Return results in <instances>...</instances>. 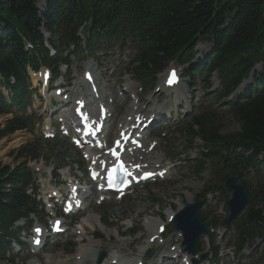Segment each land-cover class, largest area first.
I'll list each match as a JSON object with an SVG mask.
<instances>
[{
	"label": "trees",
	"instance_id": "obj_1",
	"mask_svg": "<svg viewBox=\"0 0 264 264\" xmlns=\"http://www.w3.org/2000/svg\"><path fill=\"white\" fill-rule=\"evenodd\" d=\"M37 1L0 0V88L11 91L14 106L22 107L29 96L26 68L44 64L55 73L57 65L67 61L61 57L63 51L70 44L79 49L76 33L85 21L91 22L87 39L90 49L94 38L118 40L123 47L131 42L137 54V75L144 84L151 85L171 62L187 57L199 41L215 44L207 72L218 70L221 97L264 62V0H47L48 10L42 17L35 8ZM43 24L52 33L51 44L58 52L55 58H50L43 47ZM28 43L33 50L26 49ZM256 83L261 88L254 97L229 108V115L240 126L235 136L223 138L224 124L213 114L189 122L191 137L203 139L212 147L213 156L218 154L220 143H232L246 152L254 150V157L264 151V73ZM3 100L0 96V115L11 107ZM24 127L23 119L9 121L4 131L0 128V141ZM33 147H21L14 158L24 163L38 160L40 156ZM251 161L252 157L245 163L251 166ZM28 180L24 168L11 170L0 165V231L7 230L27 204L33 208L24 194ZM242 185L249 194L250 206L244 215L246 231L239 239L240 247L247 234L261 231L256 228H260L264 214V186L253 191ZM2 249L0 241V252Z\"/></svg>",
	"mask_w": 264,
	"mask_h": 264
},
{
	"label": "rangeland",
	"instance_id": "obj_2",
	"mask_svg": "<svg viewBox=\"0 0 264 264\" xmlns=\"http://www.w3.org/2000/svg\"><path fill=\"white\" fill-rule=\"evenodd\" d=\"M38 6L39 7L37 8L39 9L40 13H43L45 11V7L43 6V3L40 2ZM206 47H207L206 49L208 50L198 48L197 53L201 52L200 54H202V52H209L210 51L209 46ZM118 50L108 52L107 53L108 57H106L104 54H101L102 52L100 53L98 52L96 56L89 57V58H94L100 56L99 57L100 60L106 59L101 63L103 69L107 70V79L108 81H110V85H114V87L111 89L114 94H117V90L120 89V86L123 83L122 79L125 83L127 79L131 78L132 81L139 86L138 87L137 85H134L132 83V85L135 86L134 92L136 90H137L136 92H141V94L136 93V98H134L133 104L135 108H138V106L141 108H146L145 109L146 112L149 105L148 103L150 102L152 104H156L158 101L160 103L162 102L167 104L168 101H171V99L166 101L167 95H170L169 92H167L166 94H162L158 92L159 89L163 90L162 88L163 77L167 73L170 67L166 70L164 75L160 76L161 78L159 77L160 79L154 92H150L149 91L150 88L145 89L144 87H141L138 84V82H136V79L135 77H133L132 74H127V72L132 73L133 71V67L131 65L132 63L131 61L134 59L133 55H131L130 53H126L125 51L120 52V50L119 51ZM197 56L201 57V55L199 54ZM86 61L87 58H84L82 56H78L72 59V63H74V65L72 66V73L73 75H75V80L76 78L77 80H79L82 77V71L85 66H86L85 69L90 65L96 67V64L93 60L91 61V64L86 63ZM172 65H175L176 67L179 66L176 64H172ZM106 67H108V69ZM262 67L264 66H261V68H259V70L256 72L259 73L263 72L264 68ZM103 73L104 72L102 70L96 71V75L99 80H103ZM37 80H39L38 75H32L31 81L34 87H35L34 82ZM127 82L130 83L129 80ZM195 82L196 85L193 88L194 94L196 95L195 103H194L195 105L191 109L188 106L190 116L197 115L211 107H214L217 104L214 97V91L211 90L207 91L206 89L209 82L213 83V80L211 81H209V79L206 80V75H200L199 77H196ZM131 91L129 92V95L133 96ZM40 93L42 94V92ZM132 101L133 99L131 98L129 99L128 96H126V102L123 105L122 103H117L119 109L118 116L124 114V109H127L129 106H131ZM36 102H37L36 95H34L31 99L30 102L31 105L29 106L28 112L26 114L31 115L32 113H34L37 118L41 114L37 106L38 103ZM153 106L154 105H151L149 109L152 108ZM143 110L139 109V112H143ZM183 110L184 109L181 108V112H183ZM16 113H18L19 115L23 114L22 111H17ZM189 115L184 119L185 122L186 119L189 117ZM10 117L11 115L0 117V128L2 131L5 130L7 126V122L10 120L9 119ZM219 119L220 122L224 124V129L222 131L221 136L223 137L234 136L240 132V126L231 117L223 116L220 117ZM178 122L179 121L176 120L174 123L168 125L169 129L174 130V133L168 134L167 139L169 140L167 141V143L164 142V140L161 137L162 132L157 131L152 136V138H156V141L158 142V145L155 148L154 153L163 155V159L161 158V162L163 160L164 161L163 165L165 167L172 168V170L169 171L170 175L172 176L168 177L167 175L168 178H166L164 181L161 182L162 185L161 188H159V186L151 185V189H148L151 191L150 193H148V190L145 192L141 188L137 189L136 192L133 194V196L127 198L120 205L111 203L104 205L102 208L93 206L94 211L98 215V216L97 215H93V216L97 217L98 221H101L100 217H103V219L104 218L107 219L108 222V225L105 226L99 224L98 234L102 236V240H94L88 245H75L77 247L75 248V246L71 245V243L72 242L75 243V241H73L71 237H65L63 239V242H65L67 245L70 246L69 250H65L66 252L72 251V253L75 254L80 247L87 246L86 248H90L91 246L93 247L96 246L95 248L97 250H100L99 252H107L108 255H110L112 252H118L120 250L121 251L120 253L125 254L123 256V260L125 263L129 260L131 261L133 259L134 261L139 257H143L144 254L140 251L143 243L145 242L147 237H148V241L151 236H153V238L155 237L153 231H148L146 227L147 225L146 223L150 222V220L158 221L160 218L163 221L165 220L164 223L161 222L163 226V224H165L168 221L167 217H168V212L170 210H174V212L178 211V209L181 210L180 209L181 203L183 204V206H185L186 204H190L189 206H191L192 205L191 202L193 203L194 201H196L198 197L204 195L203 193L206 191L208 187L213 186V182L215 180L214 173L216 171L221 170L224 173L229 174V172L223 168L219 160H214V161H209V163L205 167V171L203 174L198 175L196 178H193L192 162L187 161L186 159V157L189 154V152L186 151L190 146L189 139L185 135L182 136L178 133V128H179ZM40 132H37V135H35L34 133L30 140H29L30 136L26 133H23L28 136L29 141L27 140L26 141L27 143L25 142V144H23L22 146H25L28 144V142L33 141L35 144L33 148H35L38 151V154L41 157L37 163L27 162L28 168L41 166L43 164L49 168H53V167L66 168L67 166L77 167V164L79 162L78 155L75 153V151L71 149L69 154L65 151L66 149H69V145L62 143L61 141L44 142ZM17 134H22V133L18 131L2 139L0 142L11 141L13 137ZM163 135H166V133H164ZM37 139H41V141L36 143L38 141ZM198 145L200 146V144ZM22 146L10 151L8 156L5 157V159L0 158L1 167L8 169L10 168L11 170H16L17 168L23 169L24 160H16L14 158L15 151L20 149ZM177 156H181L180 162L175 164L168 162V159L173 160V158ZM194 158H196V156H194ZM188 160H192V159L190 158ZM174 166L177 167L173 168ZM33 174H34V180L37 182V184L40 186V189L42 190V187L44 186V182L39 181L38 179L41 177V174H36V173ZM218 179L220 178L219 177L216 178V181ZM217 186H220V183H217ZM189 192L195 194V199L193 201H189V197L187 195ZM210 195H211V199L210 200L207 199L206 208L202 212L205 221L208 224H212L216 221V219H218V218L215 219V215L224 214L223 211L221 210V207L225 202V200L227 199L225 194H223L221 191L211 192ZM85 216L86 214L83 215L81 218ZM219 219L223 221L224 217H221ZM98 221H96L95 223L98 224ZM166 225H168V223ZM104 230L108 232H115L114 234H112L111 240L107 239L108 232L106 233ZM71 235L72 233L69 234V236ZM204 240H206L205 237L201 238L200 241H204ZM201 243L203 244V242ZM217 245H220V247L223 246L225 247L226 250L225 253L228 254L226 259L228 261H232L233 252L237 250L234 247L235 246L234 234L231 233L230 237H228L226 240L223 239L222 241H220L218 238L215 242V246ZM207 246H209V244L206 245V248ZM82 249L84 248H81L80 250ZM158 250H160V253H158L157 255L160 256L163 253V249L158 248ZM59 252H60V247H58L57 249L50 250V253L53 254L54 256L59 255ZM250 253L251 252H247L245 254V257H247V255H249ZM257 254L259 255V257H261V249L260 252L259 251L257 252ZM221 256L222 254H220V257ZM70 258L71 256L64 255L62 253V257L56 259L55 261L66 262ZM27 259L28 256L17 257L14 264H26ZM37 260H40L41 263H46L45 255H41L40 257H38ZM245 263L253 264L249 262L248 263L245 262ZM64 264H68V263H64ZM233 264H238L237 259Z\"/></svg>",
	"mask_w": 264,
	"mask_h": 264
},
{
	"label": "bare ground",
	"instance_id": "obj_3",
	"mask_svg": "<svg viewBox=\"0 0 264 264\" xmlns=\"http://www.w3.org/2000/svg\"><path fill=\"white\" fill-rule=\"evenodd\" d=\"M35 84L37 83V81H35L34 82ZM80 85H83L82 84V82H80L79 83ZM130 89L132 90V91H134L135 90V86L134 85H131L130 86ZM79 94L80 95H83V96H86V92H79ZM107 98H108V96H106ZM52 97H47V103H46V106L47 107H50V99H51ZM109 99H112V100H114L115 101V98L112 96H110L109 97ZM149 106H151V104H149L148 105V107ZM158 108V107H157ZM139 109H144L143 110V112H139ZM145 109L146 108H141V107H139L138 106V108H135L134 107V104L132 103L131 104V106H129V109H128V111L129 112H131V113H133V115H138V114H140V116L141 115H143V113L145 112ZM138 111V112H137ZM137 112V113H136ZM63 114H64V116L65 117H68L69 115H70V111L69 110H65L64 112H63ZM148 114V115H147ZM147 114H146V117H148L149 116V112H147ZM133 115H128L127 117H129V116H133ZM127 117H126V119H123V120H121L120 122H121V124L123 125V126H125V130L126 131H128V129H130L131 128V126H132V122H131V120L130 119H127ZM145 117V116H144ZM154 116H152V118H153ZM150 118H151V116H150ZM149 117L144 121V123L145 122H147V120H149L150 119ZM69 120H71V119H68V120H65V122L67 123V124H71V122L69 121ZM119 122V123H120ZM48 124H49V122H48ZM49 126V125H48ZM52 129V128H51ZM50 131H52V130H50ZM28 140V136L27 135H25V134H17V135H15L14 137H13V139L11 140V141H2V142H0V158H2V159H5V157H7L8 156V154H9V152L10 151H12L13 149H16V148H18V147H20V146H22L23 144H25V142ZM147 147H148V143H147ZM131 154V153H130ZM147 155H149L148 153H145V152H140V153H138V158H141V157H145V160H146V163L148 164V162H152V161H155V163H160L161 162V156H159V155H153V156H150V157H147ZM167 173H165L164 174V176L165 177H167ZM53 192V191H52ZM85 195H87V193L85 194ZM188 195V197H189V201H193L194 199H195V194H193V193H188L187 194ZM94 196V195H93ZM89 198V197H88ZM192 203V202H191ZM185 207L183 206V204L181 203V205H180V209L181 210H183ZM187 210V209H186ZM185 210V211H186ZM180 211V210H179ZM185 211H183V212H185ZM182 212V213H183ZM174 214H176V212H174V210H170L169 212H168V221L171 219V217H173V215ZM179 216V215H178ZM178 216H176V218L175 219H177V217ZM96 221H98V218L97 217H95V216H93V215H89L87 218H85V219H83L82 221H81V226H80V228L81 229H83V228H87L88 226H91V227H93V226H95L96 225ZM98 222H100V221H98ZM148 222V221H147ZM161 222L162 223H164V221L162 220V219H160L159 218V220L158 221H154V220H150V222H148V223H146L147 225H146V227H147V229H148V231H153V229H158V228H160V227H162V226H160L161 225ZM160 223V224H159ZM159 224V225H158ZM156 225H157V227H156ZM142 227H144V226H142ZM142 227H140V228H142ZM105 231V230H104ZM115 232H108L107 233V236H108V238H111V236H112V234H114ZM139 238V237H138ZM155 238V237H154ZM153 238V236H151L150 238H149V241H147V242H144L143 243V245H142V247H141V249H140V251L141 252H144V251H146L147 249H150V246H151V244H153L154 243V240H152V239H154ZM152 240V241H151ZM201 240V239H200ZM180 250H181V248H180ZM87 250H85V249H82V250H79V257L77 258V260H74V262L72 263V264H87V263H89V264H94V263H96V260H94L93 258H92V256H90V255H88V253L86 252ZM119 254H122V253H120L119 252ZM161 256V255H160ZM116 258H112V261L113 260H115ZM130 261V260H129ZM128 262V261H127ZM175 262H173V264H174ZM68 264H71V263H68ZM104 264H109L108 263V260L104 263ZM127 264H130V262L129 263H127Z\"/></svg>",
	"mask_w": 264,
	"mask_h": 264
},
{
	"label": "water",
	"instance_id": "obj_4",
	"mask_svg": "<svg viewBox=\"0 0 264 264\" xmlns=\"http://www.w3.org/2000/svg\"><path fill=\"white\" fill-rule=\"evenodd\" d=\"M225 186L229 192L233 193V198L228 203L230 210L229 222H231L240 211L249 205V197L244 188L237 184V179L234 177L230 178ZM201 205V202H197L193 206L187 207V210L185 209V212L178 214L179 216L177 215V219L173 222V231L181 230L184 232L186 245L193 252L195 251V244L198 237L207 232L206 227L202 225L198 217V211ZM103 259L104 256H102L101 260Z\"/></svg>",
	"mask_w": 264,
	"mask_h": 264
},
{
	"label": "snow or ice",
	"instance_id": "obj_5",
	"mask_svg": "<svg viewBox=\"0 0 264 264\" xmlns=\"http://www.w3.org/2000/svg\"><path fill=\"white\" fill-rule=\"evenodd\" d=\"M173 75H174V73H173ZM40 230L39 229H37V232H39ZM38 242V241H37Z\"/></svg>",
	"mask_w": 264,
	"mask_h": 264
}]
</instances>
